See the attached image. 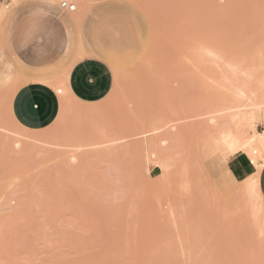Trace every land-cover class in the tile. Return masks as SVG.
Wrapping results in <instances>:
<instances>
[{
    "label": "rangeland",
    "instance_id": "obj_1",
    "mask_svg": "<svg viewBox=\"0 0 264 264\" xmlns=\"http://www.w3.org/2000/svg\"><path fill=\"white\" fill-rule=\"evenodd\" d=\"M53 1L0 0V264H264V199L208 122L264 98V0ZM81 49L111 68L109 96L16 126L11 89Z\"/></svg>",
    "mask_w": 264,
    "mask_h": 264
},
{
    "label": "crops",
    "instance_id": "obj_2",
    "mask_svg": "<svg viewBox=\"0 0 264 264\" xmlns=\"http://www.w3.org/2000/svg\"><path fill=\"white\" fill-rule=\"evenodd\" d=\"M86 55L82 49L79 50L74 60L58 78L49 75L46 79L43 74L35 79L32 78L31 81L21 82L23 84L17 89L16 84V87L14 86L16 91L10 94L9 115L20 126L40 131L55 122L64 98L83 105H92L105 100L114 85L112 70L104 60ZM42 77L46 80H40ZM254 162L247 154L236 153L227 159L226 172L231 179L240 183L254 175L257 188L264 199V164L257 170Z\"/></svg>",
    "mask_w": 264,
    "mask_h": 264
},
{
    "label": "bare ground",
    "instance_id": "obj_3",
    "mask_svg": "<svg viewBox=\"0 0 264 264\" xmlns=\"http://www.w3.org/2000/svg\"><path fill=\"white\" fill-rule=\"evenodd\" d=\"M49 1L54 2L53 0H49ZM66 1H68V0H66ZM70 1H72V0H70ZM78 1L74 0V2L77 5H78ZM73 5L75 6V9L73 11H70V12H74L77 9L76 5L74 3H73ZM0 7H1V5H0ZM7 9H8V7H7ZM5 10H6V7H4V8L1 7L0 13L1 12L4 13ZM108 58L111 59L110 57H108ZM65 70H66V68H65ZM62 74H63V72H62ZM45 78L47 79L49 77L47 75H45ZM45 78L42 77V78H40V80L45 79ZM62 81L63 80H61V82ZM25 82H26V80H25ZM21 84H22L21 82H20V84H17L16 85L17 87L15 86L16 89ZM15 87L13 88V90L11 89V92L16 91ZM61 89L63 90L62 92H64V89L63 88H61ZM13 93H11V95ZM244 93H246V92H244ZM240 94H241V92H240ZM65 95H66V91H65ZM65 95H63V96L66 97ZM60 96H61V94H60ZM252 97L254 98V95ZM252 97L247 96V100L243 99V100H245V102L248 101L247 103L242 101L241 103L239 102V104L237 103L234 106H230V105L228 106L227 105L228 107H225V108L224 107L223 108L220 107V109L217 108V110L215 109L214 112H212L213 110H211V115H210V117L208 116L209 117L208 122L212 128L211 129L212 132L211 131L210 132L212 133V137L214 138V143L217 146V148H219L221 151L224 152V154L226 155V157H225L226 159L228 157L236 154V153L242 152V153H245L248 156H250L251 159H253L255 161L254 163L256 164L257 170H259L262 167V165L264 164V127L261 131H258V130H256L255 123L257 120H263V122H264V98L261 99V97H260L258 99L255 97L254 99H252ZM262 97H263V95H262ZM242 98H244V95ZM65 99H67V98H64V101H65ZM63 102H62L61 110H60L59 115L57 117L58 118L57 121H59V119L61 117H63L62 113L64 111V105H65ZM241 110H247V113H246V115L244 114V116L239 117L237 111H241ZM217 114H219V115H217ZM11 120L16 126L21 127L22 130H24L25 132L34 131V130L27 129L25 127L20 126L13 119V117H11ZM53 123H55V122H53ZM20 136H22V137H20L17 140L15 139L16 144H20V143L22 144L25 142V140L30 139V137H31V136L28 137V135H20ZM254 179H255V176L253 175L252 177L245 180L244 182L241 181L242 182L241 183L242 184L241 185L242 191H244L246 193L248 191V188L252 187V188H254L253 192L258 193L259 190L257 188L256 181ZM256 180H257V178H256ZM233 181H235V180H233ZM239 184H240V182H239ZM244 192L241 194L242 195L245 194ZM249 192L246 193V196ZM237 193L239 194L240 192H237ZM250 194H252V191ZM250 194H249V196H250Z\"/></svg>",
    "mask_w": 264,
    "mask_h": 264
},
{
    "label": "built area",
    "instance_id": "obj_4",
    "mask_svg": "<svg viewBox=\"0 0 264 264\" xmlns=\"http://www.w3.org/2000/svg\"><path fill=\"white\" fill-rule=\"evenodd\" d=\"M60 7L66 11H73L75 9L73 3L66 0L61 1Z\"/></svg>",
    "mask_w": 264,
    "mask_h": 264
}]
</instances>
